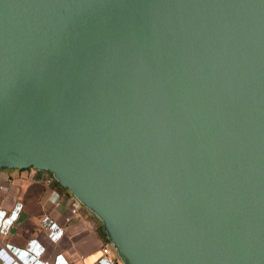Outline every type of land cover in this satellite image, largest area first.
Segmentation results:
<instances>
[{"label": "water", "instance_id": "obj_1", "mask_svg": "<svg viewBox=\"0 0 264 264\" xmlns=\"http://www.w3.org/2000/svg\"><path fill=\"white\" fill-rule=\"evenodd\" d=\"M0 167L123 264H264V0H0Z\"/></svg>", "mask_w": 264, "mask_h": 264}, {"label": "crops", "instance_id": "obj_2", "mask_svg": "<svg viewBox=\"0 0 264 264\" xmlns=\"http://www.w3.org/2000/svg\"><path fill=\"white\" fill-rule=\"evenodd\" d=\"M17 211L10 220L9 214ZM106 243L110 241L101 219L48 171L0 167V249L8 256L4 264H20L12 256L24 251L33 253L32 264H95ZM111 250L117 254L112 244Z\"/></svg>", "mask_w": 264, "mask_h": 264}, {"label": "built area", "instance_id": "obj_3", "mask_svg": "<svg viewBox=\"0 0 264 264\" xmlns=\"http://www.w3.org/2000/svg\"><path fill=\"white\" fill-rule=\"evenodd\" d=\"M75 212H76V208L74 207L71 209V213L73 214ZM17 215H18V211L17 212H11L9 214L8 218L10 220H15L17 218ZM66 220L68 221L69 218H67ZM62 231L63 230L61 228H59V230H58L59 234H62ZM35 252H39V251H35ZM100 252H101V256L96 260L95 264H119L121 262V259L118 257V255L113 254V252L111 250V243H106V244L102 245ZM2 253H3V249H0V264H4L3 259H7V257H8L7 255H4ZM24 255H29V256L27 258ZM31 255H33V253L28 254L27 252L24 251V252L18 253L14 257L12 256V258H14L20 264H32L31 263L32 261H30V260L33 257ZM20 261H22L23 263Z\"/></svg>", "mask_w": 264, "mask_h": 264}, {"label": "trees", "instance_id": "obj_4", "mask_svg": "<svg viewBox=\"0 0 264 264\" xmlns=\"http://www.w3.org/2000/svg\"><path fill=\"white\" fill-rule=\"evenodd\" d=\"M30 168H32V167H30ZM45 171H48V170H45ZM49 172V171H48ZM51 175H53L51 172H49Z\"/></svg>", "mask_w": 264, "mask_h": 264}, {"label": "rangeland", "instance_id": "obj_5", "mask_svg": "<svg viewBox=\"0 0 264 264\" xmlns=\"http://www.w3.org/2000/svg\"><path fill=\"white\" fill-rule=\"evenodd\" d=\"M121 263L123 264L122 260H121Z\"/></svg>", "mask_w": 264, "mask_h": 264}]
</instances>
